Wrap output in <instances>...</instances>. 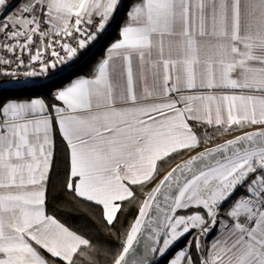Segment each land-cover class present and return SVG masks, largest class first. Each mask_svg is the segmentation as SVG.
Masks as SVG:
<instances>
[{
    "label": "snow or ice",
    "instance_id": "6c2138e0",
    "mask_svg": "<svg viewBox=\"0 0 264 264\" xmlns=\"http://www.w3.org/2000/svg\"><path fill=\"white\" fill-rule=\"evenodd\" d=\"M9 7L0 0V14ZM120 7L23 0L0 18V69L15 65L0 70L10 78L0 87L63 71ZM126 15L92 74L54 89L52 103L0 100V264H99L111 251L47 213L57 131L67 149L62 187L98 206L119 241L107 264H159L154 257L189 235L167 264H264V0H135ZM205 127L256 130L171 167L127 230L113 233L137 200L134 186L207 143L197 131Z\"/></svg>",
    "mask_w": 264,
    "mask_h": 264
},
{
    "label": "trees",
    "instance_id": "16d2710c",
    "mask_svg": "<svg viewBox=\"0 0 264 264\" xmlns=\"http://www.w3.org/2000/svg\"><path fill=\"white\" fill-rule=\"evenodd\" d=\"M12 1L13 0H9V4ZM134 2L135 0H124L119 16L117 17L115 23L109 29L108 33L103 37L107 30L106 28V30L99 36V38L95 42L96 44L103 37L97 47L92 49L95 45L94 44L87 51L82 52L80 54L76 61L80 60L89 50H91L87 57L82 60L78 65L70 68L67 72L57 77L49 79L50 82H47V80V83L44 82L34 84L33 86H30L27 89L9 88L4 87L2 85V87H0V100L6 101L8 99H11L13 97V94L16 92L31 91L32 89H38V96L43 97L47 102L52 103L53 101L51 99V93L54 88L51 87V85L55 82V80L59 79V77L62 78L63 76H67L70 74L73 76L91 75L95 65L98 63L99 60L104 57L106 49L110 46L111 43L120 38L119 29L127 19V11L129 10L131 4ZM3 14H0V18L3 16ZM9 80V77L0 76V81ZM193 126L195 127V125ZM251 128L254 127L234 128L232 131L224 132L223 134H220V132H218L214 128L205 127L204 129H197V131L201 134L202 137L204 136L205 132L207 133V136L210 137L208 142L201 143L200 147H198L194 151L183 152L179 155L173 156L167 164L161 166L160 174L157 175L151 183L147 184L142 189L134 186L133 190L136 192L137 200L132 204L125 205L124 212L120 214L119 221L116 223L115 228L112 229V232L122 234L127 230L129 224L131 223V221L134 220L135 216L137 215V206L143 200L144 193L154 187L155 184L158 183V181L163 177V175L178 161L203 147L215 145L242 131ZM54 159L55 163L51 172V183L49 185L47 195V213L50 215H54L66 226L91 239L94 243H102L106 249L111 250L107 257V259H110L111 253L118 251L120 244L116 236L109 235L108 231L106 230L105 224L101 219V210L99 209V207L95 206L92 203L84 201H74L72 199L71 194L66 192L65 189L62 187L67 166V149L65 142L61 139L58 131L55 134ZM187 240H189V236H185L166 256H164L163 258L157 256L156 260H159V264H167L168 259L173 255L176 250L183 247ZM44 255L47 256L48 254L44 253ZM95 255L96 254H93L94 257ZM96 258L99 260V264H107V259L103 255ZM85 264H87V258H85Z\"/></svg>",
    "mask_w": 264,
    "mask_h": 264
},
{
    "label": "crops",
    "instance_id": "0c3cea01",
    "mask_svg": "<svg viewBox=\"0 0 264 264\" xmlns=\"http://www.w3.org/2000/svg\"><path fill=\"white\" fill-rule=\"evenodd\" d=\"M22 2H23V0H17V1H15L11 7L7 8V10L5 11V13L10 14ZM105 54H106V52H105ZM79 76H82V75H79ZM75 77H77V76H73L71 74L70 75H67V76H63L62 78L59 77V79L55 80V82L52 83L51 87H53L54 89L63 87L64 85H66L67 83H69ZM37 90L38 89H32L31 91L16 92V93L13 94V97L11 99H21V100H23V99H30V98H33V97H39L38 94H37V92L39 90L38 91ZM256 127H261V126H256ZM242 192L243 191L237 190L235 196L232 197V200H234L236 198V196H239ZM230 201H228V203H226L224 205V208H227L229 206V204H231ZM218 233H219V226H217V229L214 230L208 237L203 238V243L205 244V246L210 245V243L213 241V239L217 238ZM189 239H191V236L190 235H189Z\"/></svg>",
    "mask_w": 264,
    "mask_h": 264
},
{
    "label": "water",
    "instance_id": "95a60500",
    "mask_svg": "<svg viewBox=\"0 0 264 264\" xmlns=\"http://www.w3.org/2000/svg\"><path fill=\"white\" fill-rule=\"evenodd\" d=\"M15 1H16V0H13V1L10 3V5L12 6L13 3H14ZM123 2H124V0H121V4H123ZM120 10H121V7L119 8L118 13L115 15V18L113 19V21H111L110 25L107 27V30H106L105 34L103 35V37L108 33V31H109V29L111 28V26L115 23L117 17L119 16ZM103 37H102V38H101V39H100V40H99V41L93 46L92 49H94L95 47H97V45H98L99 42L103 39ZM90 52H91V50H90L89 52H87V53H86V54H85L80 60L71 63L69 67L65 68L63 71L58 72L55 76H53V77H51V78L57 77V76H59V75L65 73V72H67L70 68L75 67L76 65H78L82 60H84V59L87 57V55H88ZM21 78H23V77H22V76L19 77V79H21ZM51 78H46V77H44V78L34 79V80H35L36 82H41V83L43 82V83H44L46 80H49V79H51ZM19 79H18V80H19ZM254 130H256V127H255V128H251V129H248V130H245V131H242V132H240V133H238V134H236V135H240V134H242V133H244V132H249V131H254ZM236 135H234V136H236ZM234 136H232V137H230V138H233ZM230 138H228V139H230ZM222 142H223V141H222ZM222 142H220V143H222ZM217 144H218V143H217ZM212 146H214V145L207 146V147H203V148H201V149H199V150L193 152L192 154L188 155L187 157L181 159V160L178 161L176 164H179V163H181L182 161L187 160L190 156L195 155L197 152L202 151V150H204L205 148L212 147ZM176 164H174L172 167H174ZM169 170H170V169H169ZM156 258H157V256L154 257L153 259L156 260Z\"/></svg>",
    "mask_w": 264,
    "mask_h": 264
},
{
    "label": "rangeland",
    "instance_id": "374dc122",
    "mask_svg": "<svg viewBox=\"0 0 264 264\" xmlns=\"http://www.w3.org/2000/svg\"><path fill=\"white\" fill-rule=\"evenodd\" d=\"M7 13H4L3 15H5ZM3 18V16L1 17ZM47 82H50V80H48ZM41 82H36V81H33L31 78H21L19 79L18 81H14V82H10V83H3V86L4 87H9V88H17V89H20V88H29L30 86H33L34 84H39ZM43 83V82H42ZM232 202V200L230 201V203Z\"/></svg>",
    "mask_w": 264,
    "mask_h": 264
},
{
    "label": "built area",
    "instance_id": "2783aa9c",
    "mask_svg": "<svg viewBox=\"0 0 264 264\" xmlns=\"http://www.w3.org/2000/svg\"><path fill=\"white\" fill-rule=\"evenodd\" d=\"M94 30V29H93ZM99 38V37H98ZM97 40H95L91 45H89L88 46V48H86L85 50H83V51H81L80 52V54L82 53V52H85V51H87L91 46H93L94 44H95V42H96ZM80 54H79V56H80ZM78 56V57H79ZM77 57V58H78ZM77 58L73 61V62H76V60H77ZM72 62V63H73ZM15 69V65H13V66H11V67H7V66H5L3 69H0V70H4V71H11V70H14ZM26 69H24V68H20L19 69V71L20 72H23V71H25ZM23 77V76H22ZM40 78H44V77H35V78H31L33 81H35L34 79H40ZM238 190H240V191H243V189H238Z\"/></svg>",
    "mask_w": 264,
    "mask_h": 264
},
{
    "label": "bare ground",
    "instance_id": "6f19581e",
    "mask_svg": "<svg viewBox=\"0 0 264 264\" xmlns=\"http://www.w3.org/2000/svg\"><path fill=\"white\" fill-rule=\"evenodd\" d=\"M89 51H90V50H89ZM89 51H88V52H89Z\"/></svg>",
    "mask_w": 264,
    "mask_h": 264
}]
</instances>
